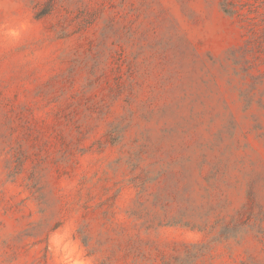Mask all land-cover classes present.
Instances as JSON below:
<instances>
[{"label":"rangeland","instance_id":"374dc122","mask_svg":"<svg viewBox=\"0 0 264 264\" xmlns=\"http://www.w3.org/2000/svg\"><path fill=\"white\" fill-rule=\"evenodd\" d=\"M240 1L0 0V264H264Z\"/></svg>","mask_w":264,"mask_h":264},{"label":"trees","instance_id":"16d2710c","mask_svg":"<svg viewBox=\"0 0 264 264\" xmlns=\"http://www.w3.org/2000/svg\"><path fill=\"white\" fill-rule=\"evenodd\" d=\"M220 7L222 11L227 14V15H236L239 17H246L247 14L243 12L244 8L247 6L249 10L247 11L248 14L252 13L253 11L251 10V7L253 6L252 4L249 3H243L240 0H220ZM248 21H250V26H257L259 22L256 21L255 18H246ZM246 20V21H247ZM260 22L264 23V19L260 20ZM251 30H253L251 28Z\"/></svg>","mask_w":264,"mask_h":264}]
</instances>
